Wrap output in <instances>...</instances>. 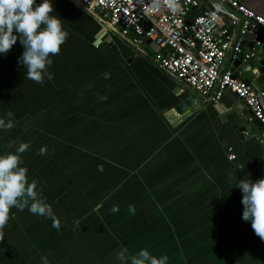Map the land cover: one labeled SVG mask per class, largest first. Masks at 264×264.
Listing matches in <instances>:
<instances>
[{
  "label": "crops",
  "instance_id": "crops-1",
  "mask_svg": "<svg viewBox=\"0 0 264 264\" xmlns=\"http://www.w3.org/2000/svg\"><path fill=\"white\" fill-rule=\"evenodd\" d=\"M241 1L264 16V0ZM53 3L68 31L53 78H25L19 41L0 57V119L13 123L0 130V153L26 145L23 166L60 228L10 209L0 264H117L121 248H147L168 264H264L234 187L264 176L262 127L248 108L240 118L220 103L224 93L216 102L199 95L180 113L191 89L154 62L166 49L122 38L73 0ZM209 7L201 0L197 11ZM246 49L252 58L228 56L224 68L264 89V48L246 40ZM243 123L251 132H239Z\"/></svg>",
  "mask_w": 264,
  "mask_h": 264
},
{
  "label": "built area",
  "instance_id": "built-area-1",
  "mask_svg": "<svg viewBox=\"0 0 264 264\" xmlns=\"http://www.w3.org/2000/svg\"><path fill=\"white\" fill-rule=\"evenodd\" d=\"M85 10L97 15L109 30L133 43L144 39L167 50L158 52L153 60L168 74L211 102L225 91L234 92L245 101L250 119L261 127L264 142V89L256 90L247 81L224 68L225 60H247L254 53L246 49L243 37L253 23L255 37L264 30V16L256 13L241 0H205L210 7L192 15L201 0H73ZM172 5H178L176 11ZM228 6V9L224 8ZM242 16V19L239 17ZM256 45L262 46L263 40ZM230 159L235 154L229 155Z\"/></svg>",
  "mask_w": 264,
  "mask_h": 264
},
{
  "label": "clouds",
  "instance_id": "clouds-1",
  "mask_svg": "<svg viewBox=\"0 0 264 264\" xmlns=\"http://www.w3.org/2000/svg\"><path fill=\"white\" fill-rule=\"evenodd\" d=\"M154 0L153 7H158ZM178 5H172L176 11ZM68 31L63 20L55 12L53 0H0V57L6 56L19 41L23 47L17 58L18 66H23L25 78L36 83L51 80L48 69L53 64V56L59 54L66 41ZM13 123L0 119V130H9ZM26 145L21 143L15 151L0 153V227L9 219L10 209L52 218V226L60 228L59 220L51 204L40 196L35 180H30L27 168L23 166L20 154ZM43 154V149L40 150ZM241 192V219L251 223L256 236L264 242V176L253 181L249 175L238 178L235 186ZM117 264H168V256L157 257L147 248H141L134 255L121 248L115 255ZM42 264H48L41 257Z\"/></svg>",
  "mask_w": 264,
  "mask_h": 264
},
{
  "label": "water",
  "instance_id": "water-1",
  "mask_svg": "<svg viewBox=\"0 0 264 264\" xmlns=\"http://www.w3.org/2000/svg\"><path fill=\"white\" fill-rule=\"evenodd\" d=\"M257 32L256 28H253V23L251 22V27L247 30V32L244 34V38L246 40H251V42L255 45L257 40H263L264 41V30H261L258 34L257 37H255V33ZM262 47L264 48V44L262 45ZM236 66H242L244 65L243 62H240V60H237L235 62ZM254 84H256L254 82ZM188 93V97L185 98L181 103L178 104L177 106V110L182 113L185 112L188 108L192 107L193 104L195 103L196 100H200V97L197 93H195L194 91L190 90ZM232 95V96H231ZM225 96L224 98L221 99L220 103H223V105L227 108H231L233 111H235L238 116L240 118L243 117V108L246 106V103L243 99L238 98L237 95L230 91L227 90L225 91ZM228 97V99H227ZM232 99V100H229ZM220 104H217V107ZM246 117V116H245ZM247 119V118H246ZM239 132H251V128L248 124L243 123L240 127H239ZM263 146L264 149V142H262L261 144Z\"/></svg>",
  "mask_w": 264,
  "mask_h": 264
},
{
  "label": "rangeland",
  "instance_id": "rangeland-1",
  "mask_svg": "<svg viewBox=\"0 0 264 264\" xmlns=\"http://www.w3.org/2000/svg\"><path fill=\"white\" fill-rule=\"evenodd\" d=\"M147 48H148V51L152 52L155 49V46H154V44L149 43L148 46H147ZM8 88H9V86H8Z\"/></svg>",
  "mask_w": 264,
  "mask_h": 264
},
{
  "label": "trees",
  "instance_id": "trees-1",
  "mask_svg": "<svg viewBox=\"0 0 264 264\" xmlns=\"http://www.w3.org/2000/svg\"><path fill=\"white\" fill-rule=\"evenodd\" d=\"M198 13H200V11H197V8H194V9L192 10V15H195V14H198Z\"/></svg>",
  "mask_w": 264,
  "mask_h": 264
}]
</instances>
